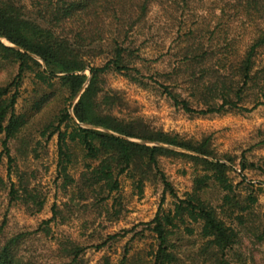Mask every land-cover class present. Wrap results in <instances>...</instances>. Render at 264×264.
Segmentation results:
<instances>
[{
    "label": "trees",
    "instance_id": "obj_1",
    "mask_svg": "<svg viewBox=\"0 0 264 264\" xmlns=\"http://www.w3.org/2000/svg\"><path fill=\"white\" fill-rule=\"evenodd\" d=\"M155 7L176 28L172 44L161 52L176 61L164 72H151L147 65L152 61L144 56V45L151 38L143 45L136 38L144 35ZM8 67L15 76L0 86V166L8 159L0 193L9 206L32 216L43 212L47 197L37 171L20 170L11 143L26 137L31 119L54 104L56 112L32 141L37 153L57 137V181L66 200L55 202L51 218L35 230L5 240L0 233V264H83L86 244L54 228L81 220L87 232L99 220H120L123 177L139 197L148 182L163 187L160 208L145 224L156 244L150 264H233L229 255L240 236L235 225L251 215L255 193L241 195L230 178L232 159L220 158L210 138L198 141L154 128L135 114L121 91L109 87L108 78L120 75L143 88L158 86L175 108L191 116L251 113L264 106V0H0V72ZM27 79L36 92L30 114L17 107ZM165 159L194 170L192 189L183 197L163 168ZM78 164L82 170L75 176ZM166 195L176 201L171 210L164 209ZM132 232L102 238L97 250ZM197 233L199 243L185 250L186 236ZM40 234L54 243L52 256L29 252L28 243ZM128 253L120 264L128 262ZM103 264L111 261L105 258Z\"/></svg>",
    "mask_w": 264,
    "mask_h": 264
},
{
    "label": "rangeland",
    "instance_id": "obj_2",
    "mask_svg": "<svg viewBox=\"0 0 264 264\" xmlns=\"http://www.w3.org/2000/svg\"><path fill=\"white\" fill-rule=\"evenodd\" d=\"M28 16L36 19L35 15L28 14ZM170 23L167 21L165 12L161 8L155 7L146 30L141 31L144 35L140 33L136 37L137 45H143L147 36L151 38V41L144 45V56L152 61L147 63L152 68L151 72L170 70L176 61L171 56L161 57V52L163 54L167 52L176 36L173 31L176 28ZM150 28L152 29L150 30ZM3 43L9 45L6 40H3ZM157 58L161 59L155 62L154 60ZM101 63V60L97 61V64ZM141 67L143 69V64ZM5 69V72H0V86L7 84L15 76V69L9 67ZM148 70L147 66L143 69L147 74ZM85 74L90 76L88 70ZM108 83L110 88L121 91L123 97L129 102L130 108L136 110L135 114L154 128L198 141L210 138L212 147L220 158L225 160V157H230L232 159L233 163H228L231 167V180L235 185H239V192L243 197L255 193L257 203L244 224L236 223L235 227L240 235L239 242L229 256H231L233 264H264V145H260L264 138V106L246 115L191 116L175 108L172 102L160 92L158 86L151 85L149 88H143L120 75L109 76ZM21 93L18 110L28 111L30 114L36 92L35 86L29 79L22 86ZM78 100L79 98H76L74 103H77ZM56 110L57 106L52 104L40 114L35 115L31 119H34L32 131L26 137H22L20 141L11 143V155L17 159L20 170L37 171V180L47 197V203L42 213L32 216L20 206H9L6 194L0 193V233L3 240L37 229L44 220L51 218L54 203H62L66 200L61 188V181H57V137H54L47 147H44L43 144V147L37 148V153L34 152L35 141L34 143L32 141L38 136L36 131ZM136 142L140 143V141ZM1 144L2 136H0V152L2 151ZM148 145L152 146L153 144ZM243 165H246L245 169H243ZM81 168L82 165L78 164L73 168L72 173L77 176L81 172ZM163 168L181 197L191 191L194 171L191 165L165 159ZM0 174L7 179L8 159L6 157L3 158L0 166ZM121 181L123 213L120 220L114 223L99 220L95 225L96 230L87 232L84 231L81 220H74L67 225L54 228L57 234H70L73 238L86 244L87 251L83 264H103L105 258L109 259L111 264H120L127 249L129 253L126 264H150L151 253H153L156 244L154 236L146 229L145 224L155 218L160 208L164 197L163 187L148 182L144 195L139 197L134 190L133 182L128 177H123ZM211 197L215 200L216 194ZM175 202V199L166 195L164 209H173ZM126 230H133V232L118 242L97 250L96 245L103 242L102 238L121 234ZM143 234L146 237H142ZM198 241V233L194 237L186 236L184 249H188L191 247L190 245L196 244ZM29 246H31L29 252H34L37 249V252L33 253L34 255H48L49 252V256H52L50 249L53 248L54 243L43 238V235L40 234L36 240H31L28 243L27 248ZM198 247L199 245L196 246V249Z\"/></svg>",
    "mask_w": 264,
    "mask_h": 264
}]
</instances>
